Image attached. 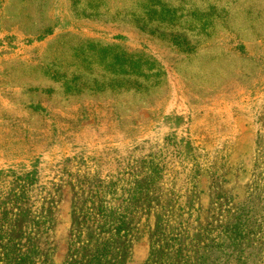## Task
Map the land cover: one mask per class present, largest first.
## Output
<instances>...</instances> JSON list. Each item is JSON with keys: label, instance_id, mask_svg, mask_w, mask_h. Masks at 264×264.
<instances>
[{"label": "rangeland", "instance_id": "rangeland-1", "mask_svg": "<svg viewBox=\"0 0 264 264\" xmlns=\"http://www.w3.org/2000/svg\"><path fill=\"white\" fill-rule=\"evenodd\" d=\"M98 207L123 264H264V0H0V229L86 264Z\"/></svg>", "mask_w": 264, "mask_h": 264}, {"label": "trees", "instance_id": "trees-1", "mask_svg": "<svg viewBox=\"0 0 264 264\" xmlns=\"http://www.w3.org/2000/svg\"><path fill=\"white\" fill-rule=\"evenodd\" d=\"M118 66L119 75L122 80H132L136 83L134 94L148 92L150 89L149 80L163 77V73L157 68L156 62L142 53L129 54L122 51L119 54ZM168 212L170 216L174 215L173 208L169 209ZM116 214L117 212L115 211L111 213V211H106L98 207L96 210L90 211L89 215H87L92 219V224H96L98 235H105L107 238L99 243L93 252L89 253V259L86 264H123L119 253L112 252L111 242L109 241V239L111 240L114 236H119L121 233L124 234L122 237L128 234L127 227L121 221H118L120 219H117ZM41 219L43 222L46 221L43 215ZM115 221H117V224ZM40 223L42 222L39 221L36 224ZM207 232H211V230L207 229ZM206 244L208 243L202 245L204 251L208 247ZM86 248V246H83V248L78 247L74 249L65 264H80L86 256L84 254ZM34 254L32 249L24 250L19 240L9 237L7 232H2L0 229V264H32L31 257L33 258ZM203 256V254H200L198 257H193V259L198 258L200 260L198 263L188 261L190 258L184 261L183 258L182 264H207Z\"/></svg>", "mask_w": 264, "mask_h": 264}]
</instances>
